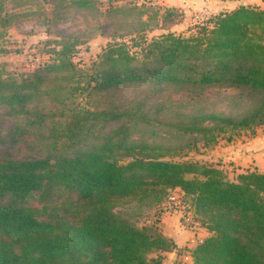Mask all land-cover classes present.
I'll return each mask as SVG.
<instances>
[{"label": "trees", "instance_id": "1", "mask_svg": "<svg viewBox=\"0 0 264 264\" xmlns=\"http://www.w3.org/2000/svg\"><path fill=\"white\" fill-rule=\"evenodd\" d=\"M6 1L0 0V37ZM100 5L56 0L55 7L95 14ZM175 11L143 4L116 10L136 16L141 27L166 22ZM133 34L109 42L88 69L74 60L77 39L59 41L50 63L20 79L0 67V264H164L177 249L173 239L157 223L138 227L115 209L158 208L177 189L209 233L184 247L193 264H264V172L246 170L230 181L210 164L164 160L132 138V126L149 120L145 110H99L76 99L110 97L145 82L155 89L233 87L249 95L244 112L185 116L178 131L199 135L207 146L229 129L253 131L264 125V9L238 5L190 36ZM5 125L8 135L1 133ZM16 133L24 147L36 142V150L14 152Z\"/></svg>", "mask_w": 264, "mask_h": 264}, {"label": "rangeland", "instance_id": "2", "mask_svg": "<svg viewBox=\"0 0 264 264\" xmlns=\"http://www.w3.org/2000/svg\"><path fill=\"white\" fill-rule=\"evenodd\" d=\"M100 0L101 13H87L72 7H55L56 0H7L4 14L8 23L2 29L0 37V67L4 75L20 79L30 74L38 66L53 60L52 50L58 48L63 39H77L79 45L74 52V60L84 69L91 68L97 55L103 48L115 40L129 41L135 32H144L147 38L167 32L190 36L200 26L198 18L219 12L218 7L208 4V0ZM173 7L175 16L164 22L149 21L144 27L136 24V16L124 17L117 9L136 6ZM172 4V5H170ZM218 4L223 6L220 1ZM168 5V6H167ZM112 11H106L109 8ZM223 10V7L222 9ZM208 14V15H207ZM151 82L131 84L124 92L112 91L110 97H103L98 92L90 97L79 95L76 99L82 106L97 107L99 110L139 109L145 110L149 116L147 122L132 126V138L141 140L155 148L152 154L168 161H193L209 164V156L213 146L204 145L199 135L184 134L178 131L179 124L185 116L216 113L219 115H239L249 104L246 91L227 88L226 86L210 87H177L163 85L161 89L152 87ZM9 125V123H8ZM8 125L1 130L8 135ZM207 126H211L208 124ZM246 130H226L217 134V143L224 142L229 136L241 134ZM18 143L12 144V150L29 154L36 150L37 143L24 147L23 138L18 133L13 136ZM120 163L128 158L117 155ZM234 176L228 172V180ZM175 201L166 200L160 207L137 209L136 205L118 204L116 211H127L133 217L136 226L150 225L155 222L158 228L162 213H177L176 221L182 230L195 232L186 240V246H194L203 235L198 234L199 224L193 220L188 205L184 203L182 193L177 189L172 194ZM186 202V201H185ZM188 202V201H187ZM191 258L187 252L182 254L181 261L176 264H189Z\"/></svg>", "mask_w": 264, "mask_h": 264}, {"label": "crops", "instance_id": "3", "mask_svg": "<svg viewBox=\"0 0 264 264\" xmlns=\"http://www.w3.org/2000/svg\"><path fill=\"white\" fill-rule=\"evenodd\" d=\"M220 1L223 6L218 4ZM201 2L205 3L204 0H201ZM163 3L164 4L162 5H165L168 2L163 0ZM208 4L214 5L215 8L218 7L219 12L231 10L238 5L256 6L264 9V0H208ZM222 7L223 10H221ZM217 13L214 12L211 15ZM209 157V164L222 169L225 172L227 179L228 172L234 176L230 181L237 180V176L246 170L264 172V125L256 127L253 131L246 130L241 134H234V136L231 135L229 138L225 139L224 142H218L212 148ZM176 215V212H165L159 217V224L161 225L163 234L172 238L177 246V249L165 254L166 259L164 264L179 263L182 254L184 252L188 253V251L184 249L186 246V240L189 237H192L195 233L188 230H182L178 226ZM199 227L198 234L203 235V238L207 237L209 235L208 231L201 226ZM189 264H193L192 260H190Z\"/></svg>", "mask_w": 264, "mask_h": 264}, {"label": "built area", "instance_id": "4", "mask_svg": "<svg viewBox=\"0 0 264 264\" xmlns=\"http://www.w3.org/2000/svg\"><path fill=\"white\" fill-rule=\"evenodd\" d=\"M209 17H210V15H208V16L201 15L200 18H198V24H200V25L204 24V21H206ZM169 201H175V196L172 195L169 198Z\"/></svg>", "mask_w": 264, "mask_h": 264}]
</instances>
